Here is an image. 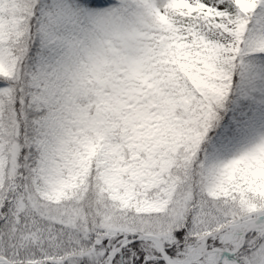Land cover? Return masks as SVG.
Instances as JSON below:
<instances>
[{"label": "snow or ice", "instance_id": "6c2138e0", "mask_svg": "<svg viewBox=\"0 0 264 264\" xmlns=\"http://www.w3.org/2000/svg\"><path fill=\"white\" fill-rule=\"evenodd\" d=\"M0 264H264V0H0Z\"/></svg>", "mask_w": 264, "mask_h": 264}]
</instances>
